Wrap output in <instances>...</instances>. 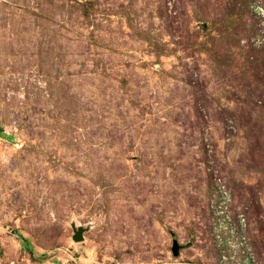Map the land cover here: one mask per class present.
<instances>
[{
	"label": "rangeland",
	"instance_id": "rangeland-1",
	"mask_svg": "<svg viewBox=\"0 0 264 264\" xmlns=\"http://www.w3.org/2000/svg\"><path fill=\"white\" fill-rule=\"evenodd\" d=\"M249 4L0 0V264H264Z\"/></svg>",
	"mask_w": 264,
	"mask_h": 264
},
{
	"label": "built area",
	"instance_id": "built-area-1",
	"mask_svg": "<svg viewBox=\"0 0 264 264\" xmlns=\"http://www.w3.org/2000/svg\"><path fill=\"white\" fill-rule=\"evenodd\" d=\"M250 9L254 17L258 20L259 24L262 26L264 25V6L261 0H250ZM228 197L227 193L224 191L223 194L221 195V203L224 201V198ZM222 203V208L223 210L227 209V200Z\"/></svg>",
	"mask_w": 264,
	"mask_h": 264
},
{
	"label": "water",
	"instance_id": "water-1",
	"mask_svg": "<svg viewBox=\"0 0 264 264\" xmlns=\"http://www.w3.org/2000/svg\"><path fill=\"white\" fill-rule=\"evenodd\" d=\"M72 228H73L72 240L75 242L82 241L84 238L83 233H84L85 229L81 226H78V227L72 226ZM172 252H173L174 256L178 255V246H177L176 242L173 244Z\"/></svg>",
	"mask_w": 264,
	"mask_h": 264
}]
</instances>
